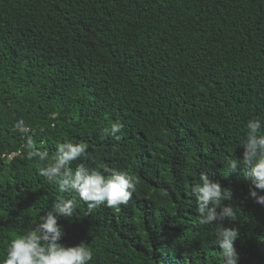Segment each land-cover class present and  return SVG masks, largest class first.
I'll list each match as a JSON object with an SVG mask.
<instances>
[{
    "label": "trees",
    "instance_id": "1",
    "mask_svg": "<svg viewBox=\"0 0 264 264\" xmlns=\"http://www.w3.org/2000/svg\"><path fill=\"white\" fill-rule=\"evenodd\" d=\"M252 119L264 124V0H0V264L59 199L77 202L61 243H86L89 264H220L191 194L202 174L232 188L240 264H264L250 167H228ZM117 122L120 141L103 134ZM29 139L48 160L28 158ZM66 141L91 154L73 170L134 177L128 204L90 210L39 175Z\"/></svg>",
    "mask_w": 264,
    "mask_h": 264
},
{
    "label": "clouds",
    "instance_id": "2",
    "mask_svg": "<svg viewBox=\"0 0 264 264\" xmlns=\"http://www.w3.org/2000/svg\"><path fill=\"white\" fill-rule=\"evenodd\" d=\"M23 121L17 125L22 127ZM247 137L243 144V159H233L229 173L235 172L243 166L250 167L245 178L251 182L249 196L258 205L264 206V134L261 133L264 124L260 119L247 122ZM123 125L113 123L111 128H104L103 134L112 137L115 141L121 140ZM28 149V158H38L44 162L49 159L47 151H37L32 139L25 146ZM88 144L81 142L74 144L64 142L57 145L56 153L51 162L39 167L38 173L49 182L59 185L62 192H73L80 200L94 209L106 204L110 208L119 210L126 205L136 191V182L133 176L124 171L103 169V173L96 168L83 163L75 170L71 164L80 158H89ZM104 173H109L105 175ZM191 194L196 198L197 211L201 225H216L215 243L220 252V264H240V253L235 242L239 239V230L235 227H226V222L235 220V211L230 204L233 191L231 187H223L219 182L209 179L207 174L200 176L199 182H194ZM76 200H57L51 210L39 219L37 226L26 233L12 239L6 252L3 264H89L93 260V252L84 242L68 247L61 243L64 237L63 227L58 223L59 218L73 217L76 211Z\"/></svg>",
    "mask_w": 264,
    "mask_h": 264
},
{
    "label": "built area",
    "instance_id": "3",
    "mask_svg": "<svg viewBox=\"0 0 264 264\" xmlns=\"http://www.w3.org/2000/svg\"><path fill=\"white\" fill-rule=\"evenodd\" d=\"M12 156H14V155L9 156V158H12Z\"/></svg>",
    "mask_w": 264,
    "mask_h": 264
}]
</instances>
